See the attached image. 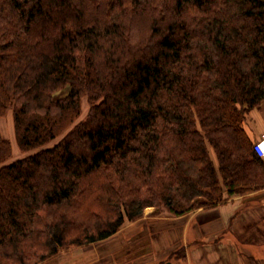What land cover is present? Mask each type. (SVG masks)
<instances>
[{
  "label": "trees",
  "instance_id": "1",
  "mask_svg": "<svg viewBox=\"0 0 264 264\" xmlns=\"http://www.w3.org/2000/svg\"><path fill=\"white\" fill-rule=\"evenodd\" d=\"M262 102L264 0H0V117L37 150L7 163L0 133V264L108 240L150 207L263 191L244 127ZM94 187L104 211L73 215Z\"/></svg>",
  "mask_w": 264,
  "mask_h": 264
},
{
  "label": "rangeland",
  "instance_id": "2",
  "mask_svg": "<svg viewBox=\"0 0 264 264\" xmlns=\"http://www.w3.org/2000/svg\"><path fill=\"white\" fill-rule=\"evenodd\" d=\"M87 4L91 8L93 3L88 1ZM89 11L91 13V10H88V15ZM133 21L131 36L134 41H139L150 31V14L148 12L142 16H136ZM89 110L88 99L83 97L79 121L87 117ZM244 127L254 142L261 137L264 133V102L248 115ZM0 133L10 142L12 148L11 158L7 163L23 159L37 151L26 152L20 149L12 109L0 117ZM96 177L98 175L92 180ZM100 196L94 187L83 197L80 213L73 209L72 214L77 213V216L82 218L81 212L87 209L104 211L102 201L92 202L95 197L99 199ZM262 204H264V190L231 197L217 207H197L182 216H175L162 206L150 207L144 211L141 218L133 222L127 221L120 231L108 240L90 245H73L62 249L55 256L45 260H43L44 257H40L41 260L38 257L26 264H165L167 262L193 264L194 252L201 249L197 262L213 264L214 261H211L210 256L214 260L212 255L216 253L215 248L214 245L212 248L209 247L210 249L207 246L209 243L223 242L226 237L230 241L226 239L225 242H229L231 246L220 248L219 253L226 254L229 261L231 258V263L227 264H264V242L254 241V236L257 235H255L254 225L258 228L264 225L260 213L264 210ZM232 207L233 209L240 207L236 210V215L242 214L247 208H253L248 215L231 223L228 217ZM218 215H221V218ZM234 219H236L235 216ZM225 227L228 229L223 231ZM198 238L202 243L197 242ZM211 251H213L212 254ZM214 264L224 263L214 262Z\"/></svg>",
  "mask_w": 264,
  "mask_h": 264
},
{
  "label": "crops",
  "instance_id": "3",
  "mask_svg": "<svg viewBox=\"0 0 264 264\" xmlns=\"http://www.w3.org/2000/svg\"><path fill=\"white\" fill-rule=\"evenodd\" d=\"M258 203V202H257ZM262 206H264V204H262ZM254 207V206H253ZM252 207V208H253ZM252 208H247L242 214H238V215H236V213H237V211L236 210H238V209H240V207H235L234 209H233V207L231 208V211L233 212V215H232V212L230 213V215H229V217H228V220H230L231 221V223L232 222H235V221H238V219H240L242 216H246V215H248V213L249 212H251V210H252ZM223 210V209H222ZM223 211H225V210H223ZM224 214L223 215H225V212H223ZM261 217H263L264 216V210H261ZM235 214V215H234ZM221 215H218V217H220ZM234 216H235V218L236 219H234ZM221 218V217H220ZM210 219V218H209ZM232 219H234V220H232ZM262 221H264V218L262 219ZM227 226H229V225H227ZM262 227L264 226V225H261ZM228 229V227H225L224 229H223V231H225V230H227ZM222 231V230H221ZM225 237H226V235H225ZM224 237V238H225ZM226 239H227V237H226ZM225 239V240H226ZM201 239L200 238H198L197 239V242L198 243H202V241H200ZM225 240L223 241V242H220V241H217L216 243L215 242H213V243H209V245L207 246L208 248L209 247H213V245H214V248H215V251L214 252H216V253H213V257H214V260H213V258L210 256V259H211V261H214L215 263H219V262H221V263H224V264H227V263H231V258H230V261H229V257H227V255L225 254V255H221L219 252H220V248H229V246H231V244L229 243V242H225ZM227 241H230V239L228 238L227 239ZM200 247V246H199ZM210 249V248H209ZM202 250V249H201ZM201 250H199V251H196V252H194V256H192V259H194V262H193V264L195 263H197V264H202V262L200 263V262H197L198 260L197 259H199V255H198V253H200V251ZM219 250V251H218ZM212 252L213 251H211V254H212ZM216 254V255H215ZM236 255H237V253H235ZM218 256V257H217ZM231 256V255H230ZM239 260H240V258H239ZM214 262H213V264H214ZM211 264H212V262H211Z\"/></svg>",
  "mask_w": 264,
  "mask_h": 264
},
{
  "label": "built area",
  "instance_id": "4",
  "mask_svg": "<svg viewBox=\"0 0 264 264\" xmlns=\"http://www.w3.org/2000/svg\"><path fill=\"white\" fill-rule=\"evenodd\" d=\"M255 153L264 160V133L261 137L254 143Z\"/></svg>",
  "mask_w": 264,
  "mask_h": 264
},
{
  "label": "water",
  "instance_id": "5",
  "mask_svg": "<svg viewBox=\"0 0 264 264\" xmlns=\"http://www.w3.org/2000/svg\"><path fill=\"white\" fill-rule=\"evenodd\" d=\"M165 264H172V262H167V263H165Z\"/></svg>",
  "mask_w": 264,
  "mask_h": 264
}]
</instances>
